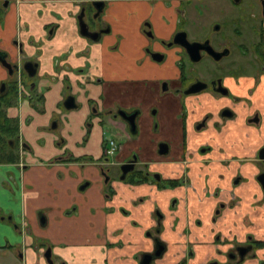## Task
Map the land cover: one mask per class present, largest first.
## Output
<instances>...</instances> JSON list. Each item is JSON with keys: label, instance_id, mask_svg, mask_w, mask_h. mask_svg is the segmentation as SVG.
<instances>
[{"label": "crops", "instance_id": "obj_1", "mask_svg": "<svg viewBox=\"0 0 264 264\" xmlns=\"http://www.w3.org/2000/svg\"><path fill=\"white\" fill-rule=\"evenodd\" d=\"M85 1L17 0L0 19V48L15 60L10 44L15 39L24 51L19 61L30 58L37 63L31 99H21L6 110L8 118L17 120L19 140L27 149L20 153L17 163L0 164V247L20 251L19 264H45L42 252L46 247L54 264H137L140 253L151 248L145 232L154 224L151 212L155 206L164 217L160 239L168 249L157 264L176 263L186 241L194 254L189 264H204L213 256L216 232L222 236L240 237L244 232L264 235V204L253 205L262 199L254 181L258 171L254 160L258 148L264 145V119L258 128L249 125L246 112L237 107L235 118L222 122L216 115L221 105L204 95L199 98L200 104L193 98L186 100L188 117L182 133L178 98L159 97L154 85L166 74L139 51L143 42L138 32L140 22L150 17L155 24L163 14L171 30L176 1L170 0L173 4L166 10L153 9L144 0L108 1L103 18L110 34L96 44H89L78 34L75 15ZM117 35L123 37L122 54L113 50ZM141 61L144 64L138 67ZM6 81L8 76L0 67V82ZM262 83L253 93V108L264 107ZM144 85L151 88L153 96L142 104L143 122L136 138H125L122 125L111 118L90 115L91 108L102 112L117 105L137 107L140 99L123 100L119 91L130 93ZM250 85L245 82L234 87L233 93L242 96ZM68 94L76 95L78 108H62L63 112L60 105ZM151 107L158 110L156 133L151 132L152 121L147 116ZM206 112L214 116L207 130L196 133L193 123ZM52 122L55 129L50 128ZM212 122L220 123V129H212ZM106 132L123 142L122 151L114 156L116 162L137 152L140 161H152L150 168L163 178L181 174L184 167L177 161L182 142L188 150L210 147L206 155H196L187 167L195 192L183 188L157 191L147 184L130 186L112 181L113 192L106 198L100 174ZM160 141L170 143V156L175 158L171 163L157 156ZM201 161L208 163L199 166ZM237 173L245 180L232 189L231 179ZM216 188L232 189L240 208L238 213L226 212L217 223L210 224L220 198L204 195ZM195 196H202L204 201L198 203ZM173 199L177 204L171 214ZM245 213H249L252 228L241 225ZM197 218H201V225L196 221L193 224ZM186 229L189 235L181 236ZM12 261L10 253L0 256V264Z\"/></svg>", "mask_w": 264, "mask_h": 264}, {"label": "flooded vegetation", "instance_id": "obj_2", "mask_svg": "<svg viewBox=\"0 0 264 264\" xmlns=\"http://www.w3.org/2000/svg\"><path fill=\"white\" fill-rule=\"evenodd\" d=\"M17 0H0V19L7 13V11L15 4ZM93 1H102L104 7L102 12L95 18L92 16L95 10L92 8L91 3ZM110 0H87L79 5L76 17L83 11L82 19L86 23L88 31L99 33V39L96 43H100L105 35L110 34V26L104 19V12L106 10L107 2ZM127 1V0H124ZM129 1V0H128ZM153 9L166 10L173 4L170 0H144ZM174 1V0H173ZM176 4L174 7L175 19L172 24L171 30L169 29L168 21L164 18L163 14L159 17L157 23L153 24L150 17L145 18L139 24V36L143 39L142 44L139 46V51L143 54L145 60L149 63L154 64L157 67L163 69L166 76L164 78L158 79L154 85L157 87V95L163 97L169 95L171 97L178 98L180 104V112L178 113V120L180 121L182 127V133L185 132V121L188 117V109L186 108V100L193 98L198 104H200V97H209L213 102H219L221 105L216 113L217 118L220 121L233 120L236 116L235 108L241 112H246V123L252 125L256 128L260 126L261 121L264 119V107L253 108V93L257 88L263 86L264 77V16H262V0H175ZM256 3L255 6L258 7L259 11H253L254 8L252 2ZM249 8H248V7ZM154 10V11H156ZM210 23V32L208 35H204L199 39H189L186 27L194 25L197 27H205L207 23ZM77 24V22H76ZM157 24V25H156ZM229 27L228 35H220L216 38H211L212 34L221 32L223 27ZM78 29V28H77ZM159 30V36L158 35ZM179 32H184L185 40L188 43H198V56L199 60L196 62H191L186 53V50L181 46V41L175 39V36ZM81 37V36H80ZM117 39L113 45V50L117 53L122 54L121 51V41L123 37L121 35L116 36ZM83 38V37H82ZM89 44H94L91 40L84 38ZM177 41V42H176ZM95 43V44H96ZM10 44L14 48L15 60L10 59V53L4 49L0 48V53L5 54V60L10 65H17L18 69L13 70L12 74L8 76L7 71L0 65V67L5 70L8 81L0 82V97L5 96L8 93V99L10 102H14L13 105L3 107V111L6 115V110L9 107L16 105L21 99H31L33 94L32 88L34 83L30 82L28 87L23 81V76L28 78L21 69V65L25 61H31L36 64L30 58H24L19 61L20 55L22 56L24 51L21 44L17 43L15 39L10 41ZM244 59V62L234 66L236 59ZM209 61L212 65L211 68L205 69L203 73L198 74L195 69V64L200 61ZM170 62V66L166 65ZM143 61H141L138 67L143 66ZM241 65V66H240ZM238 69V70H237ZM36 73V70H35ZM249 73H254L253 75H247ZM199 82L205 87L194 94H184V92L194 83ZM245 82H250V88L242 96H237L233 93L234 87H241ZM146 84V83H145ZM25 85V86H24ZM11 89L15 90V97L11 93ZM153 91L149 86L144 85L143 89L133 88L130 93L125 91H119V95L122 99H140V103L137 107L125 108L121 106H116L112 110H104L102 112H97L95 108H91L90 115L98 116L100 119L106 117L111 118L112 121L118 122L122 125L125 138H136L140 134L139 124L143 118L142 104L151 95ZM127 95V97H126ZM67 96H72L78 108V103L76 104V95L68 94ZM66 96V97H67ZM243 98V99H242ZM12 99L14 101H12ZM262 104H264V94L262 95ZM197 104H194L196 106ZM1 106V105H0ZM75 108V109H76ZM2 108L0 107V110ZM118 111L125 112L126 115L134 114L133 117V133L130 132V127L118 115ZM156 107H151L147 111V116L151 119L152 124L150 125L151 132H157L158 122ZM213 114L206 112L200 119L194 121L193 128L196 133H201L207 130L208 123L213 118ZM10 119V118H8ZM16 120V119H14ZM17 122V120H16ZM56 124L51 123L50 128L55 129ZM54 126V127H53ZM212 129H220V123L212 122ZM114 134V133H113ZM111 140L115 146V150L110 156L104 154L105 143ZM124 141V140H123ZM7 142V152L12 154L14 162L20 159V153L23 149H27L25 143L19 140L18 135V122H17V134L8 138ZM166 145V153H158V145ZM182 144V154L178 156L177 163L183 166L182 172L177 178H163L159 172L153 171L150 166L153 164L152 161L141 162L138 153H131L130 156L125 158L121 163L116 162L115 155L122 151L123 142L112 136L109 138L104 137L102 141V160H104V167H101L100 174L104 182V191L106 198H109L112 194V189L110 188L111 182L125 183L130 186H135L139 184H147L155 186L157 191H163L167 189L183 188L185 192L187 190L193 189L192 180L189 176L188 166L192 163L194 157L206 155L210 151V147L207 145H201L196 150H188L184 142ZM184 145V146H183ZM264 148V145L258 148L255 154V163L258 165V171L254 176V181L257 182V177L264 174V160L258 158V152ZM171 146L168 141H160L156 145V154L160 158L169 159V163L175 159L170 156ZM113 158L114 161L110 159ZM128 163L131 164L132 170L127 172L123 179L121 177L120 166ZM167 163V162H164ZM176 163V162H175ZM202 165L206 166L208 161H201ZM163 164V163H162ZM111 167L118 168L117 179H111L108 176V171ZM139 172L145 178V180H139L135 177V173ZM130 176L133 178L129 181ZM245 179L240 175L236 174L231 179V188L233 189L239 183ZM176 182L175 185H170L171 182ZM261 192L262 189L258 184ZM232 189H220L216 188L214 192H210L208 196L204 197L210 198H220L215 207L212 210L211 218L209 223H217V219L223 214L227 213L236 214L237 209L240 208L239 198L233 193ZM197 193V192H196ZM221 198H223L221 200ZM198 203H202L204 199L199 196H195ZM177 204V200L173 199V203L170 206L169 212L174 213V206ZM264 204V194L262 192L261 203H254L253 205ZM173 208V209H171ZM186 208V202L184 204ZM254 208V207H252ZM249 213H245L241 217V225L244 229L252 228L253 223L248 217ZM199 217V216H198ZM225 217V216H224ZM163 214L155 206L151 212V219L154 222L152 228L145 232V237L151 241V248L148 251L141 252L137 259V264H140V260L143 255H153L157 248L161 247L162 251L160 256L151 259L149 264H157L160 262L167 253V244L165 241L160 239V233L162 231L161 221L163 220ZM201 218L194 219L198 225H201ZM175 221V219H173ZM198 220V221H197ZM211 231V230H210ZM189 229L182 232L181 236L187 237L189 235ZM214 252L213 256L206 260L204 264H264V235L263 233H249L244 232L242 236H237L230 234L227 236H222L219 232L213 234L212 238ZM184 246V243H183ZM157 247V248H156ZM185 250L183 255L174 264H189L192 260L194 254H192L189 243L185 242ZM49 250V260L51 264H54L52 259L50 248L46 247L42 252V258L45 264L47 260L43 257V254ZM11 254L13 261L11 264H19L18 257H21V253L15 248L0 247V256H7Z\"/></svg>", "mask_w": 264, "mask_h": 264}, {"label": "water", "instance_id": "obj_3", "mask_svg": "<svg viewBox=\"0 0 264 264\" xmlns=\"http://www.w3.org/2000/svg\"><path fill=\"white\" fill-rule=\"evenodd\" d=\"M92 8L95 10L94 15L92 16L93 18H95L97 15H99L102 12V9L104 7V3L102 1H93L91 3ZM261 6H262V16H264V0L261 1ZM83 16V11L76 17V22H77V28H78V34L83 37L86 38L88 40H91L92 42H96L99 39V33L97 32H90L88 31L87 25L86 23L83 21L82 19ZM185 34L184 32H179L176 34L175 39H179L181 41V46H183L186 50V53L189 57V60L191 62H196L199 60V56L197 54L198 52V43H188L185 40ZM177 42V41H176ZM0 65L7 71L8 76H10L13 72V70H17L18 66L17 65H10L8 62H6L5 60V54L0 53ZM21 69L22 71L25 73V75L28 78H32L35 74V70H36V64L32 63L31 61H25L22 63L21 65ZM205 87V85L196 82L194 84H192L185 92L184 94L188 95V94H194L196 92H199L200 90H202ZM62 108L65 111H69L72 109L76 108L74 99L72 96H67L64 98V100L62 101ZM118 115L122 117V119L124 121H126V123L128 124V126L130 127V132L133 133V117L134 114H129L126 115L125 112L123 111H118ZM54 127V126H53ZM158 153L159 154H165L166 153V145L164 144H159L158 145ZM258 158L260 160H264V148H262L259 152H258ZM132 165L125 163L123 165L120 166V171H121V177L120 179H123L124 175L132 170ZM257 182L260 185L262 192L264 194V174H261L260 176L257 177ZM157 248V247H156ZM162 251V248L159 247L157 248V250L154 252V254L151 255H143L142 259L140 260V264H149V262L151 261L152 257H158L160 256V253ZM43 257L45 258V260H47V264H51V261L49 260V250L43 254Z\"/></svg>", "mask_w": 264, "mask_h": 264}, {"label": "rangeland", "instance_id": "obj_4", "mask_svg": "<svg viewBox=\"0 0 264 264\" xmlns=\"http://www.w3.org/2000/svg\"><path fill=\"white\" fill-rule=\"evenodd\" d=\"M250 2H252V5H250V7L252 6V8H254L253 11L254 12H256L257 10L259 11L258 7L255 6L256 3L254 1H250ZM209 24L210 23L208 22L207 23V26H205L203 28L194 26L193 24L190 25L189 27L187 26L186 29H187V33H188V38L189 39H199V38H202L206 34L208 35L211 32L210 31L211 29H210V25ZM222 27H223V29L221 30V32H218L216 34H212V36H211L212 39L213 38H216V37H218V36H220L222 34H224V35H228L229 34V32H230L229 27H224V26H222ZM235 59H236V63L237 64H235L234 66L240 64L241 62H244V59H240L238 57L237 58L235 57ZM166 65L170 66V62H167ZM211 67H212L211 63L209 61H207V60L200 61L199 63L195 64V69L198 72V74L203 73V71L205 69H208V68H211ZM253 74L254 73H249L247 75H253ZM31 80L32 79H27L26 77L23 76V81L25 83H28L29 84V82H31ZM60 110L64 112V110L62 109L61 105H60ZM106 131H108V130H106ZM109 137H112L111 134L109 132H106L105 139L106 138H109ZM110 160L111 161H114L113 158H111ZM235 161H237V160H235ZM107 174H108V176H110L111 179H115L116 180L117 179V175H118V168L117 167H111V169H109V171H108Z\"/></svg>", "mask_w": 264, "mask_h": 264}, {"label": "trees", "instance_id": "obj_5", "mask_svg": "<svg viewBox=\"0 0 264 264\" xmlns=\"http://www.w3.org/2000/svg\"><path fill=\"white\" fill-rule=\"evenodd\" d=\"M12 95L15 97V90L11 89ZM8 93L5 96L0 97V164L2 163H12L14 162V158L12 154L7 152V142L8 138H11L15 134H17V122L14 119H8L5 117L3 107H7L9 105H13L14 102H10L6 98L8 97ZM135 177L139 180H145V178L141 175V173L136 172ZM132 177L130 176L129 181H132ZM176 182H171L170 185H175Z\"/></svg>", "mask_w": 264, "mask_h": 264}, {"label": "built area", "instance_id": "obj_6", "mask_svg": "<svg viewBox=\"0 0 264 264\" xmlns=\"http://www.w3.org/2000/svg\"><path fill=\"white\" fill-rule=\"evenodd\" d=\"M114 150H115V146H114L113 142L111 140H108L105 143L104 154L106 156H110V155H112V153L114 152Z\"/></svg>", "mask_w": 264, "mask_h": 264}]
</instances>
